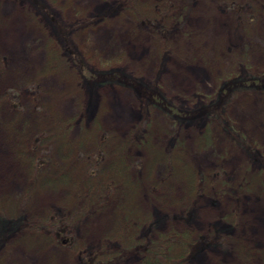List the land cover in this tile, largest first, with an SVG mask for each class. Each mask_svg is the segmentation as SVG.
<instances>
[{
  "label": "rangeland",
  "instance_id": "1",
  "mask_svg": "<svg viewBox=\"0 0 264 264\" xmlns=\"http://www.w3.org/2000/svg\"><path fill=\"white\" fill-rule=\"evenodd\" d=\"M40 1L48 14L30 0H0V96L9 90L17 98L15 106L0 100V208L40 217L69 207L71 188L45 178L66 170L76 181L84 172L74 152L60 154L59 145L93 150L94 136L104 132L102 166L125 159L119 179L125 190L81 221L82 245L100 243L119 215L134 209L137 218L169 214L160 230L189 229L194 238L216 223L230 227L231 249L204 247L189 264H264V90L231 94L225 109L234 134L262 163L215 118L179 125L159 107L145 109L129 88L105 84L89 97L72 66L45 69L66 34L92 69L120 68L176 107L207 104L225 76L264 73V0H134L107 15L114 0ZM146 16H164L163 34ZM68 119L65 138L45 140L51 170L33 178L26 155L33 139ZM84 128L90 136L80 147ZM33 239L12 233L0 247V264H77L66 247Z\"/></svg>",
  "mask_w": 264,
  "mask_h": 264
},
{
  "label": "trees",
  "instance_id": "2",
  "mask_svg": "<svg viewBox=\"0 0 264 264\" xmlns=\"http://www.w3.org/2000/svg\"><path fill=\"white\" fill-rule=\"evenodd\" d=\"M30 1L43 8L47 14L49 13L47 7L40 0ZM133 1L114 0V3L109 8L107 7L102 15L119 12L125 7H130ZM156 1L162 5L174 4L173 0ZM162 5L159 7L164 8ZM145 18L148 23L154 25L158 32L163 34L165 30L164 16L161 18L146 16ZM65 65H70L76 70L78 84L87 88L89 97H92V92L97 86L117 85L129 88L145 109L149 106L159 107L176 124L182 125L197 121L206 123L209 119L215 118L220 122L222 129L232 135L233 140L242 144L249 156L255 161L262 162L263 160V157L258 155L251 145L234 134V128L227 120L225 109L231 94L243 90H264V73L258 75L248 73L235 77L225 76L218 83L216 93L207 104L197 103L193 108H189L176 107L157 93L155 89L149 88L132 75L124 73L120 68L92 69L66 34L63 36V44L59 45L57 49H51L48 53L45 69H55ZM1 99L6 100L11 106L17 105L16 94L12 91H5L0 96ZM91 102V99L88 98L84 113L88 112ZM72 124V119L64 120L61 123L53 121L35 136L31 144V151L28 150L31 154L26 153L33 178L45 175L51 170L50 162L52 161L43 152L47 137L65 138ZM96 125L100 128L97 122ZM136 131L137 128L133 130L132 134L134 135ZM82 133L78 143L80 147L90 136L85 128ZM97 135L94 136L95 146L93 150H86L85 152L80 149L74 150L72 145L65 140L59 145L60 154L70 156L74 152V157L79 161L84 172L80 179L75 181L66 170H63L54 179L45 178L46 183L51 185H55V183L67 184L71 188L72 202L70 206L60 210H48L40 217L26 216L20 213L21 210L18 211V208L14 212L0 208V247L5 244L12 233H28L31 238H34L33 240H45L71 250L75 255L77 264H122L127 263V261H131L133 264H189V261L204 247L218 245L226 250L231 249L232 243L225 239L230 228L226 224L218 226L216 223L206 235L200 234L194 238L189 229L177 230L172 227L160 230L162 222L169 214L157 219L151 215L145 218H137L134 209H129L126 213L119 215L111 230L102 238L100 243L91 247L82 245L76 236L81 221L100 208L103 203L109 201L111 196H121L125 190L122 188L123 184L119 187V179L124 177L122 171L127 167L125 159L122 156L117 157L108 166L103 167V147L106 135L104 132ZM206 135L204 136L206 137ZM130 138L131 136L128 140ZM130 141L131 139L124 145ZM145 141L141 140V143ZM123 204L121 202L119 207H123ZM22 212L25 213L24 210ZM173 215L175 218L184 219V214ZM241 257L244 261L247 258L244 254H241Z\"/></svg>",
  "mask_w": 264,
  "mask_h": 264
}]
</instances>
